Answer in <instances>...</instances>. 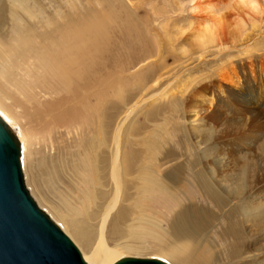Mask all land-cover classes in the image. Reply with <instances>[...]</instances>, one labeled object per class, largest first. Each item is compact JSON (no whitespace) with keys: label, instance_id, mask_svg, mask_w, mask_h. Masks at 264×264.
Segmentation results:
<instances>
[{"label":"rangeland","instance_id":"374dc122","mask_svg":"<svg viewBox=\"0 0 264 264\" xmlns=\"http://www.w3.org/2000/svg\"><path fill=\"white\" fill-rule=\"evenodd\" d=\"M13 3L16 6H13ZM21 4L24 9H27V6L32 7L36 20H32L21 10ZM261 4L264 6L263 2ZM193 6V0H0V47L14 49L21 43L23 35L36 34L38 41H41L45 35L43 31L48 30L49 33L59 24L54 21L48 24L45 18H56L58 21V12L66 14L62 20L66 17L76 18L79 13L82 22L87 24L102 22V33L107 31L112 42V47L107 49H110L108 55L111 62L104 57L107 68L102 75L113 71L118 74L116 79L126 84V89L121 95L120 86H115L112 97H107L106 101L99 103V107L104 110H99L96 120L86 115L87 110H81L84 113V126L77 130L71 129V134H54V141L49 139L48 127L40 123L34 111L23 105V102L18 111L14 107L10 108L18 117L17 124L11 122L14 123L12 128L19 135L23 131H29L32 155L28 157V165L32 175L39 180L41 190L45 193V196L42 195L46 199L53 202L59 191L75 197L83 195V185L97 197L89 215L90 225L94 227L111 199L112 186L105 164L114 143L115 130L123 120V155L136 154L138 165L144 162L152 165L158 176L168 183L169 190L162 191L159 186L153 189L152 193L140 191L137 187L138 171L134 169L137 166L134 165L124 177L122 197L111 216L107 239L109 246L116 240H123V237L127 236L129 225L136 217L150 214L157 216L162 223L159 233H155L153 237L147 236V243L156 248L164 244V237H169L166 233L170 225L169 220L177 210L196 206L207 209L213 207L209 194L203 190L201 171L215 169L216 177H219L218 173L225 169L216 163V157L223 149L219 142L212 139L216 133L227 131L228 143L223 153L230 159V183L246 192L242 194L240 202V197L233 196L230 197L229 204H223L222 208L216 207L217 219L212 221L208 230V240L210 245H213V250H208L206 256L200 259L204 264V259L211 258L213 251L217 250L219 259L212 264L241 263V257L228 258L231 248L227 244L230 243L229 239L234 242L237 239L238 243L236 242L234 247L237 250L245 236L247 246L252 251L251 255H254L247 260L260 264L258 260L263 259L264 264V232H260L256 226L247 225L250 223H240L237 214L230 216L227 213L230 208H238L242 202L244 206L250 205L254 192L264 188L263 184L253 191L249 186L235 183L240 178L237 175L239 172L243 176L264 175V90L261 89L263 79L256 77L257 80L254 81L249 73V67H252L251 70L256 76L264 71V14L253 17L254 21L247 20L244 32L248 39L239 38L233 42L230 38L223 37L219 43L209 41L203 48L198 45V41L192 39L190 32L200 23L201 17V14L192 10ZM12 10H16L17 15L11 14ZM19 24L29 27L21 29ZM27 48L31 49L28 45ZM4 61L6 60L0 64V70ZM112 61H115L116 67H113ZM236 67L245 70L242 74V86L233 90L215 89L212 105L207 107L206 112L204 109L200 110L196 121L192 122L191 118L194 117H190L187 107L190 108L194 93L197 90L210 92L217 88L216 86L223 83L224 71ZM2 80L1 78L0 89L9 92L7 95L11 98L5 100V103L12 105L14 101L17 102V94L13 89L8 91ZM143 82L146 86L141 89L140 83ZM164 88L166 93L162 94L163 97L147 101L154 93L163 91ZM137 102L140 107L130 113ZM80 103L81 101L77 100L76 107ZM214 110L216 115L211 116ZM1 115L8 122L4 114ZM127 115L129 116L125 120ZM60 120L61 124L66 125L64 118ZM253 122L255 126L249 134L250 140L245 144L240 142L239 146L237 141L235 142L236 133L250 130ZM36 135L37 137H34ZM239 137L237 140L245 139ZM99 140H102L100 144ZM96 154L100 158L99 170L88 171L81 163V158L85 156L92 160ZM155 159L158 165L155 164ZM135 162L137 163L136 160ZM245 164L250 166L249 172H246ZM177 166H181L179 179L173 180L170 172L175 171ZM254 166L263 168V171L254 174L251 171ZM79 168H82V177ZM89 178L94 182L99 181L98 185L88 186ZM49 179L51 182H48ZM205 179L212 182L209 176ZM25 183L39 207L63 228V223L53 217V212L48 206L46 208L40 204L38 195L27 182L26 173ZM47 183L53 184L55 189L47 187ZM57 201L59 203L58 197ZM138 201L141 203L139 206ZM263 201L264 198L261 202ZM228 225L238 234L234 236ZM171 239L173 237L168 240ZM220 247L225 249L222 253L218 251ZM82 249L83 247L80 249L83 252ZM152 254L153 250H147L140 255L131 253L129 256L155 257V254ZM126 256L128 255H123Z\"/></svg>","mask_w":264,"mask_h":264},{"label":"bare ground","instance_id":"6f19581e","mask_svg":"<svg viewBox=\"0 0 264 264\" xmlns=\"http://www.w3.org/2000/svg\"><path fill=\"white\" fill-rule=\"evenodd\" d=\"M15 1L17 2L18 0ZM261 2L264 3V0H193L194 6L192 10L201 14V17L200 21L198 20L200 23L190 31L193 36L192 39H195L196 42L198 41V45L203 48L208 45L207 42L215 43L217 41L219 43L223 37L230 38L233 42L238 41L239 38L248 39L244 32L247 20L254 21L255 18L253 17L264 14V6H262ZM13 6H16V4ZM23 6L21 4V10L25 11L32 20H36L32 7L27 6V9H24ZM17 13L16 10H12L11 14L17 15ZM78 14H76V18L66 17L62 20L66 14L58 12V21L56 18H45L48 24L52 21L55 24L57 22L59 24L49 33L48 30L43 31L45 35L41 41H38L36 34L32 36L23 35L20 39L21 43L14 49H7L5 46L0 47V64L3 60H6L0 70V77L6 84L7 90L13 89L17 94L16 97H18V99L16 98L17 102L14 101L12 105H7L5 100L11 99L10 95H7L9 92L0 89V113L4 114L11 130L19 138L22 168L25 169V172L23 169L24 178L26 173L27 182L28 184L30 183V187L38 195L39 198L37 199L40 200V204L46 206V208L48 206L49 210L53 212V217L63 223V228L58 225L77 245L83 247L82 254L84 259L91 264H112L122 258L124 254L128 256L131 253L140 255L147 250H153L155 258H160L168 263L170 262V264H203L200 258H204L208 250H213V245L211 246L208 240V230L212 221L217 219L218 212L216 207L222 208L223 204H229L231 202L230 197L233 196L235 198L240 197L238 200L240 202L242 194L246 192L242 191V188H235L234 183H230L232 174L230 172V159L223 153L228 143L226 139L227 131L216 133L217 135H214L212 139L215 142H219L223 149L216 157V163L222 169L224 167L225 169L223 172L218 173L219 177H216L215 169H206V172L201 171L203 190L209 194L213 207L207 209L196 206L177 210L173 218L169 220L170 225L166 232L173 239L168 240L170 239L169 237H164V244L158 248L147 243V236L153 237L155 233H159L162 223H160L161 221H159L157 216L150 214H142V217H136L129 225L128 233L126 232L127 236L123 237V240H116L112 246H109L107 239L111 216L122 197L124 177L127 171L134 168V165L137 166L134 169L138 171L137 187L140 191L152 193L153 189L159 186L162 191L168 192L169 190L168 183L158 176L152 165H148L147 162L138 165L136 154L130 155L127 153L126 156L123 155V146L121 144V135L124 129L123 120L115 130L114 143L112 148H110V155L106 158L105 164L112 186L111 199L101 213L96 226L90 225L89 215L97 197L91 194V190L87 186L83 185V195L80 194L76 197L59 191L52 202L44 197L45 193L43 192L44 190H41L42 187L39 184V180L32 175L28 165V157L32 155V142L28 136L29 131H23L19 135L13 129V124L15 122L16 124L18 123V117L16 112L10 108L14 107L18 111L23 102V105L34 111L39 122L48 127L47 134L49 139L54 141V134L63 135L66 132L71 134V129L77 130L84 126L85 122L82 121L84 113L81 110H87L86 115L91 117L92 120H96L99 110H104L103 107H99V103L106 101L107 97H112L111 94L115 90L114 87L120 86V95L126 89V84L120 82L122 80L116 79L118 74L113 73V71L102 75V72L107 68L104 57L109 60L108 53L110 49H107L112 47L107 31L105 34L102 33V22L87 24L82 22L81 15ZM19 26L21 29H28L29 27H24L20 24ZM51 29L53 28L51 27ZM27 45L31 49H28ZM18 54L20 57H18ZM109 62L111 61L109 60ZM112 65L116 67L115 61H112ZM110 67L111 65H109ZM251 69L252 67H249V73L254 81L262 77L261 89L264 90V71H261L256 76V73ZM242 70L237 67L236 69L226 70L222 76L223 83L216 86L217 88H213L210 92L197 90L194 93L195 97L192 99V104L190 108L187 107L190 117H194L191 118L192 122L196 121L201 113L200 110L204 109V112H206L208 110L207 107L212 105L215 89L221 91L224 89L233 90L235 87L240 88L238 86H242L244 80L242 74L245 72V70ZM3 82L2 84H4ZM140 84H142L141 89L146 86L144 82ZM165 90L166 88L163 91L154 93L147 101H152L162 96V94L166 93ZM77 100L81 101L78 107H76ZM139 107L140 103L137 102L130 113H134ZM214 115H216L215 110L211 113V116ZM128 116L125 117V120ZM61 118H64L66 125L61 124ZM11 122L14 123L12 124ZM253 126H255L254 122L250 130L236 133L235 142L237 141L236 143L239 146L240 142L245 144L249 139ZM239 136L245 139L237 140L240 139ZM34 137H37V135ZM101 142L102 140H99L98 144ZM99 161L98 154L92 160H88V157L85 156L81 158V163L87 167L88 171L94 169L98 172ZM152 162L154 164V159ZM155 164H157V159H155ZM244 167L246 172L250 171L248 164H245ZM180 168L181 166H177L175 171L170 172V177L173 180L179 179ZM79 169L82 177V168ZM251 171L256 174L263 171V168L254 166ZM237 175L240 178L235 183L238 185L243 184L246 187L249 186L253 191H255L256 187L264 184V175L262 174L243 176L239 172ZM207 176L212 179V182L205 179ZM48 182H51V179ZM98 182H94L93 179L89 178L87 184L88 186L96 187ZM46 185L50 189H55L53 184L47 183ZM166 196L170 197V195ZM263 198L264 188L254 192L250 205L244 206V202H242L238 205V208H230L227 213L230 216L237 214V220L240 223L244 225L250 223L247 225L256 226L260 232H264V201L261 202ZM139 205H141L140 201L137 203V206ZM138 221L140 223H137ZM229 230L234 236L238 234L231 226H229ZM144 236L146 237L144 238ZM229 241L230 243L227 244L231 248L228 253L229 259L241 257V263L239 262V264H255L254 260H247V258H252L254 255H251L252 251L247 246L245 236L237 250L234 249L238 243L237 239L235 242L232 239H229ZM224 250L220 247L218 251L222 253ZM218 259L219 254L217 250H214L211 258L204 259V264H212ZM258 261L263 264V259Z\"/></svg>","mask_w":264,"mask_h":264},{"label":"water","instance_id":"95a60500","mask_svg":"<svg viewBox=\"0 0 264 264\" xmlns=\"http://www.w3.org/2000/svg\"><path fill=\"white\" fill-rule=\"evenodd\" d=\"M0 264H91L37 204L25 183L19 138L0 115ZM112 264H170L122 257Z\"/></svg>","mask_w":264,"mask_h":264}]
</instances>
